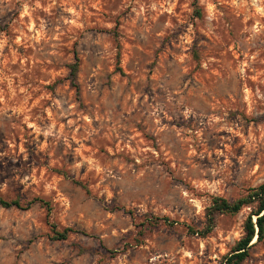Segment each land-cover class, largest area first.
Segmentation results:
<instances>
[{"label":"rangeland","instance_id":"1","mask_svg":"<svg viewBox=\"0 0 264 264\" xmlns=\"http://www.w3.org/2000/svg\"><path fill=\"white\" fill-rule=\"evenodd\" d=\"M262 183L264 0H0V264H219Z\"/></svg>","mask_w":264,"mask_h":264},{"label":"trees","instance_id":"2","mask_svg":"<svg viewBox=\"0 0 264 264\" xmlns=\"http://www.w3.org/2000/svg\"><path fill=\"white\" fill-rule=\"evenodd\" d=\"M196 13L201 17V12L196 6ZM117 64H120V52L117 53ZM80 59L75 57L74 63L69 65L70 81L72 86L78 92L76 79L79 71ZM121 74L123 71L120 67L117 68ZM67 176V175H65ZM74 184L79 185L86 189L81 182L73 181ZM35 203L43 205L48 213L51 212L52 207L49 202L43 199L34 198L28 203V207ZM0 206L3 208H21L22 205L18 200H6L0 195ZM247 210V216L243 223V234L238 241L234 244L228 254H226L219 264H243L250 256V248L253 244L264 242V183L247 189L246 193L234 200H228L224 197L214 196L208 207L204 212V221L199 228L187 226V230L192 235H198L205 238L209 236L221 216H234L241 211ZM167 220V219H166ZM51 238L54 241H66L70 234L75 233L74 230L66 228L59 230L55 224H51ZM85 234L86 233H82ZM254 242V243H253Z\"/></svg>","mask_w":264,"mask_h":264}]
</instances>
